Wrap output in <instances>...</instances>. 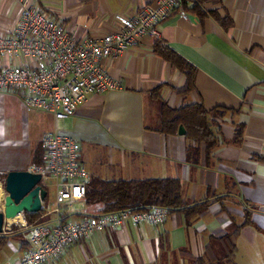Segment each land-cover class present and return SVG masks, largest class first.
<instances>
[{
    "label": "crops",
    "instance_id": "0c3cea01",
    "mask_svg": "<svg viewBox=\"0 0 264 264\" xmlns=\"http://www.w3.org/2000/svg\"><path fill=\"white\" fill-rule=\"evenodd\" d=\"M30 1L76 42L99 40L152 2ZM19 21L17 0H0V41ZM158 28L160 40L142 39L102 60L120 90L91 95L58 128L79 142L90 179H177L186 203L206 207L190 220L172 213L160 226L99 231L66 248L57 264H188L180 251L199 257L210 245L217 254V239L238 226L235 264H264V0H186L184 17L174 12ZM11 63L0 58V67ZM187 78L192 89L182 94ZM188 105L202 106L214 124L217 146L209 158L185 129L184 136L161 131L163 106ZM53 127L50 114L30 110L16 92H0V177L38 167L33 158ZM24 252L10 240L0 264H20Z\"/></svg>",
    "mask_w": 264,
    "mask_h": 264
},
{
    "label": "built area",
    "instance_id": "2783aa9c",
    "mask_svg": "<svg viewBox=\"0 0 264 264\" xmlns=\"http://www.w3.org/2000/svg\"><path fill=\"white\" fill-rule=\"evenodd\" d=\"M185 1L152 0L137 14L120 18L116 30L99 40L76 42L30 0H17L19 25L10 38L0 41V58L12 62L0 67V92H16L27 108L52 116L53 130L40 140L44 164L30 172L39 174L44 184L51 182L55 191L53 210L44 212L42 203L37 219L20 221L28 231L20 264H57L66 248L99 231L128 223L160 226L168 219L166 209L152 208L84 213L70 221L72 206L85 201L90 175L81 161L79 142L61 133L58 123L74 116L91 95L119 91L102 60L118 57L142 39L160 40L159 25L174 12L184 17Z\"/></svg>",
    "mask_w": 264,
    "mask_h": 264
},
{
    "label": "trees",
    "instance_id": "16d2710c",
    "mask_svg": "<svg viewBox=\"0 0 264 264\" xmlns=\"http://www.w3.org/2000/svg\"><path fill=\"white\" fill-rule=\"evenodd\" d=\"M167 57L170 58L169 54ZM191 89L192 81L187 78L185 85L179 92L187 94ZM209 115V112H206L199 105L184 106L176 111H171L163 106L160 119L161 131L173 135L177 133L179 126H183L186 130V139L203 143L205 157L209 158L217 146V138L212 131L214 124L210 122ZM41 153L36 154L33 158L36 166L44 164V161L41 160V155H43ZM190 158L188 153L187 160ZM5 177L6 175L0 179H5ZM84 203L90 210H94L93 213H112L124 210L146 211L152 208H164L169 216L172 213H182L187 220L197 217L206 207V203L191 206L186 203L182 197V185L177 179L104 181L91 178L87 185ZM25 215L30 223L39 217V214ZM247 222L246 220L243 225H246ZM239 229L240 226L217 239L224 254L222 258L218 257L210 245L206 246L204 256L193 257L187 251H180L178 256L188 264H235V239ZM10 240L14 239L3 234L0 235V251ZM19 245L24 250L28 248L27 241L19 242Z\"/></svg>",
    "mask_w": 264,
    "mask_h": 264
},
{
    "label": "water",
    "instance_id": "95a60500",
    "mask_svg": "<svg viewBox=\"0 0 264 264\" xmlns=\"http://www.w3.org/2000/svg\"><path fill=\"white\" fill-rule=\"evenodd\" d=\"M178 135H185L183 126H179ZM2 189L4 197L3 210L0 211V235L4 233L6 221L24 213L38 214L47 197V191L41 186V176L29 171L9 172Z\"/></svg>",
    "mask_w": 264,
    "mask_h": 264
},
{
    "label": "rangeland",
    "instance_id": "374dc122",
    "mask_svg": "<svg viewBox=\"0 0 264 264\" xmlns=\"http://www.w3.org/2000/svg\"><path fill=\"white\" fill-rule=\"evenodd\" d=\"M59 127L62 128L63 127V123L60 122ZM4 183V179H0V188H1V193H0V211L3 210V197H4V192L2 189V185ZM45 187H46V191H47V198L44 202V212L50 211L54 209V196H55V191L53 189L52 183L51 182H45ZM2 194V195H1ZM86 210V206L85 204L82 203H77L75 205L72 206L71 208V212L73 214L75 213H80V212H85ZM92 211H94L93 209L90 210L89 212L86 213H93ZM85 213V214H86ZM27 213L21 214L22 220L26 221L28 224L30 223L28 218L26 217ZM39 214V213H38ZM51 217H49L48 219H50ZM20 221L21 220H16L15 222H8L6 221L4 228H5V233L3 234L4 236H8L11 237L12 239H14V241L16 242H26L27 238H28V231L24 230L21 228L20 225ZM218 257L222 258L223 257V251L221 249H219V252L217 253Z\"/></svg>",
    "mask_w": 264,
    "mask_h": 264
},
{
    "label": "bare ground",
    "instance_id": "6f19581e",
    "mask_svg": "<svg viewBox=\"0 0 264 264\" xmlns=\"http://www.w3.org/2000/svg\"><path fill=\"white\" fill-rule=\"evenodd\" d=\"M2 195V194H1ZM16 220H22L21 216L8 220V222H15Z\"/></svg>",
    "mask_w": 264,
    "mask_h": 264
}]
</instances>
